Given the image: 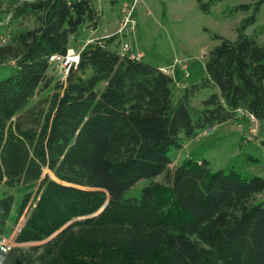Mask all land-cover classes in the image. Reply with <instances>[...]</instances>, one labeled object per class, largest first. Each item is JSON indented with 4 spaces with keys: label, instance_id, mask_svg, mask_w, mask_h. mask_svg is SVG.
Segmentation results:
<instances>
[{
    "label": "trees",
    "instance_id": "obj_1",
    "mask_svg": "<svg viewBox=\"0 0 264 264\" xmlns=\"http://www.w3.org/2000/svg\"><path fill=\"white\" fill-rule=\"evenodd\" d=\"M217 1L198 0L206 13ZM263 2L235 39L213 35L206 78L176 105L173 75L112 39L89 42L66 75H49L50 57L68 53L81 25L98 27L93 0H0L10 22L0 67L11 69L0 77V187L38 184L0 264H264V178L192 156L172 165L170 155L240 111L264 129V44L245 32ZM206 86L215 90L193 117L190 98ZM142 179L141 196L126 197ZM14 202L0 197V240Z\"/></svg>",
    "mask_w": 264,
    "mask_h": 264
},
{
    "label": "rangeland",
    "instance_id": "obj_2",
    "mask_svg": "<svg viewBox=\"0 0 264 264\" xmlns=\"http://www.w3.org/2000/svg\"><path fill=\"white\" fill-rule=\"evenodd\" d=\"M258 1L219 0L212 3L210 13H206L200 8L198 0H93L100 14L99 25L97 28L87 23L81 25L78 33L71 36L68 54L78 55L91 41L105 42L112 39L111 47L123 54L138 56L161 68L173 69V101L177 105L185 98L188 87L206 78L207 55L220 43L213 35L235 39L239 26L251 16ZM240 4H249L252 8L249 11L234 10ZM24 24L31 26L30 21ZM9 27V16L0 18V43L8 38ZM245 32L257 35L264 44V2L256 21L248 24ZM60 71L57 64L53 63L49 75L58 78ZM10 72L9 66L0 67L1 78L7 77ZM214 90L213 86L201 87L191 96L193 117L199 114L202 101ZM170 155L173 158L172 165L192 156L198 160H209L214 170L233 168L244 176L258 175L264 178L263 123L240 111L234 120L201 128L194 137L186 139L181 148H172ZM45 171L49 172L47 169ZM149 182V179L140 180L126 191L125 196L140 197L143 187ZM37 188L38 184L0 187V197L9 192L15 198L3 238L13 246L18 245L15 235L27 213L26 209L15 222L24 194L28 189Z\"/></svg>",
    "mask_w": 264,
    "mask_h": 264
},
{
    "label": "built area",
    "instance_id": "obj_3",
    "mask_svg": "<svg viewBox=\"0 0 264 264\" xmlns=\"http://www.w3.org/2000/svg\"><path fill=\"white\" fill-rule=\"evenodd\" d=\"M125 50H128L127 48ZM135 57V56H134ZM137 58H140L138 56H136ZM80 59V55L78 53V55L75 56H70L68 53L66 55H60V54H56L50 57V61L52 63L57 64V66L60 68V74L61 75H66L70 69V67L73 64H77L78 61ZM162 70L167 73V74H172L173 73V69L171 68H165L162 67ZM0 246L4 251H8L12 248L13 244L9 243L8 241L1 239L0 240Z\"/></svg>",
    "mask_w": 264,
    "mask_h": 264
},
{
    "label": "crops",
    "instance_id": "obj_4",
    "mask_svg": "<svg viewBox=\"0 0 264 264\" xmlns=\"http://www.w3.org/2000/svg\"><path fill=\"white\" fill-rule=\"evenodd\" d=\"M161 67V66H160Z\"/></svg>",
    "mask_w": 264,
    "mask_h": 264
}]
</instances>
